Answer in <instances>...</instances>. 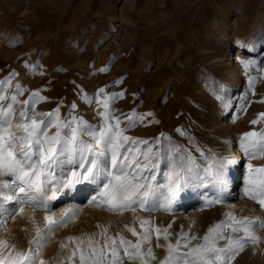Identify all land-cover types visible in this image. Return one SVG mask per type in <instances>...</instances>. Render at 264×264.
I'll use <instances>...</instances> for the list:
<instances>
[{
    "label": "rangeland",
    "instance_id": "obj_1",
    "mask_svg": "<svg viewBox=\"0 0 264 264\" xmlns=\"http://www.w3.org/2000/svg\"><path fill=\"white\" fill-rule=\"evenodd\" d=\"M260 11L264 13V0H0V81H10L9 93L15 91V85H22L26 91L18 97L21 101L39 90L47 99L36 105L38 112L59 106L61 117H66L75 104L73 114L92 124L100 123L96 112L103 109L96 103L88 104L84 97H96L101 88L109 96L123 93L111 104L121 127L133 112L144 117L126 135L152 142L163 134L190 151L202 167L240 155L233 195L225 192V185L202 179L192 184L201 187L193 202L178 199L168 211L136 212V216L151 221L153 228L171 224L173 242L181 226L188 232L193 222L192 233L203 236L208 227L226 219L229 211L237 218L264 219V208L245 192L248 164L264 167V155L250 158L241 148L245 133L264 131V47L257 45L260 32L264 37ZM235 54L233 62L242 72L239 88L231 94L225 88L227 70L220 59ZM211 56L215 59L209 61ZM241 60L254 61L247 72ZM249 77L254 78L251 87ZM228 164L227 179L232 175ZM66 170L70 172L71 167ZM66 189H60L56 196ZM97 194L96 187L90 186L62 201H51L50 210L57 219L64 209L70 210L69 216L73 211L76 215L41 249L46 264H70L58 260L60 243L74 248L76 242L66 238L98 234L101 229L97 225L107 227L112 236L122 231L133 242L137 237L123 228L125 223L138 233L147 230L149 225L141 228L131 212L120 215L90 204ZM217 199L221 202L209 203ZM23 207V213L11 219L7 213L0 215L4 221L0 240L27 250L36 235L31 220L35 218L43 228L45 213ZM255 234L261 242L247 244L232 264H264V229H256ZM156 242L153 231L151 246L162 258L164 250L157 248ZM123 264L135 262L124 257Z\"/></svg>",
    "mask_w": 264,
    "mask_h": 264
},
{
    "label": "snow or ice",
    "instance_id": "obj_2",
    "mask_svg": "<svg viewBox=\"0 0 264 264\" xmlns=\"http://www.w3.org/2000/svg\"><path fill=\"white\" fill-rule=\"evenodd\" d=\"M260 43L264 47V37ZM240 63L247 72L254 61ZM253 79L249 77L250 87ZM11 87L10 81H0V215L7 213L11 219L23 213V206L27 205L43 211L45 223L41 228L32 218L36 235L29 241L27 250L0 240V264H46L41 259V249L55 231L76 215L73 211L69 216L70 210L64 209L57 219L50 210L51 201L60 189L82 183L98 190L90 204L120 215L131 212L133 220L140 221L141 228L146 224L149 227L138 233L135 227L123 225L137 237L136 242L127 239L122 231H117L115 236L108 235V228L102 225H97L101 229L98 234L69 236L67 241H75L76 245L69 248L67 243H60L58 260L61 262L76 264L78 254V264H123L124 257L135 264H153V261L157 264H232L247 244L261 242L255 230L264 229V219L237 218L231 211L225 213L226 219L208 227L203 236L192 233L194 222L188 232L181 226L174 242L170 239L171 224L153 228L151 221L136 216L138 209L171 210L185 190L202 179H210L214 185H226L225 168L232 161H213L202 167L190 151L163 134L152 142L126 135L144 117H137L133 112L121 127L122 121L114 115L111 104L123 93L109 96L101 88L96 97L85 96L88 104L96 103L103 109L98 108L96 112L100 123L92 124L82 115L73 114L75 104L66 117H61L59 106L50 112H38L36 105L47 99L39 90L21 101L18 97L26 89L17 84L15 91L9 93ZM100 94H104L103 99L99 98ZM177 131L185 134L180 129ZM241 148L250 158L264 155V131L245 133ZM67 166L71 167L70 172ZM247 185L246 195L264 208V167L248 164ZM220 202L219 199L209 201L210 204ZM153 231L156 247L164 250L162 258L156 256L151 246ZM161 237L163 243H160Z\"/></svg>",
    "mask_w": 264,
    "mask_h": 264
},
{
    "label": "bare ground",
    "instance_id": "obj_3",
    "mask_svg": "<svg viewBox=\"0 0 264 264\" xmlns=\"http://www.w3.org/2000/svg\"><path fill=\"white\" fill-rule=\"evenodd\" d=\"M154 5H156V4H154ZM152 8H154V7H152ZM154 12H155V9H154ZM260 12H261V19L264 20V13H262V11H260ZM260 30H259V32H260ZM260 33H262V32H260ZM260 33H259V36H258L259 40H261V37H262V34H260ZM260 44L261 43L259 42L257 45L259 46ZM236 54H235V56H231V57H229L227 59H226L227 56L223 55L222 59H220L221 65H222V62H223V65H225V70H227V75L224 78V83H225V86H226L225 88H226L227 92H229L231 94H234V93L237 92V90L239 88V80L238 79H239V77L241 75V72H242L240 70V67H239L238 63L233 62L234 60H236V58L238 56ZM214 59H215V57H214ZM214 59L212 58V56L208 58L209 61H212ZM226 62H228V63H226ZM215 64L218 65V61L215 62ZM213 65H214V63H213ZM115 111H117V110H115ZM241 160L242 159H241L240 155H234V157H232V159L230 160V161H232V163L228 164V167H229V169L231 170V173H232V175L227 179V184L225 185V188H226L225 192L228 195H230V194L233 195L235 193V190H236V178L238 177L237 170H238V168L240 166ZM89 187L90 186H85V187H78L77 185L69 186L68 189H66L63 193H60L59 195H57L55 197V198H57V200L55 202L62 201L63 199L67 198L68 195H74V194L80 193L81 191H85V190L87 191V189ZM200 192H201V187L200 186H198V185H190L189 188L185 190L184 194H182V196L180 198H178L179 202H182V201L193 202L195 200V197ZM179 202H177V203H179ZM7 239H9V238H7Z\"/></svg>",
    "mask_w": 264,
    "mask_h": 264
}]
</instances>
